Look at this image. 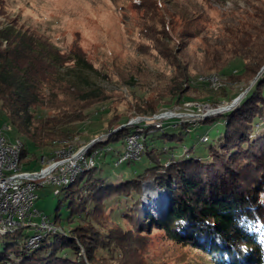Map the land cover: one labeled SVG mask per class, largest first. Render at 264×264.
Returning a JSON list of instances; mask_svg holds the SVG:
<instances>
[{
  "label": "trees",
  "instance_id": "trees-1",
  "mask_svg": "<svg viewBox=\"0 0 264 264\" xmlns=\"http://www.w3.org/2000/svg\"><path fill=\"white\" fill-rule=\"evenodd\" d=\"M154 1L159 8V1ZM162 25L167 27L164 22ZM234 38L232 60L239 59L243 65L242 73L234 77H254L264 65V39L259 50L253 51L248 42ZM89 73L100 74L79 48L62 53L48 38L14 21L0 25V110L4 122L35 149L62 142L70 134L65 128L81 122L80 109L103 101L104 91L93 84ZM179 80L137 114L151 116L162 106L172 108L190 101L188 75ZM220 93L226 98L224 89ZM212 104L215 107L218 102ZM220 117L224 121L222 135L206 156H189L191 149L185 147L175 154L174 147L162 146L182 143L192 126L188 123L181 124L177 133H166L164 128L171 126L156 129L144 127L142 122L123 127L106 142L91 146L87 158L93 154L103 157L100 151L107 146L122 145L127 138L139 135V157L143 155L149 166L140 173L117 176L107 171L106 163L82 169L55 195L58 204L53 223L60 227L64 221L68 229L44 233L32 246L27 245L32 235L28 229L1 236L9 243L0 250V264H112L114 256L121 258L117 246L111 259L102 255L98 239L107 238H100L84 222L90 224L95 212L114 213L113 202L123 203L121 219L138 238L142 232L156 229L167 241L198 251L207 258L206 264H264V69L239 104ZM118 121L123 124L125 119ZM211 121L213 118L205 122ZM22 148L20 165L28 156V147L23 144ZM125 160L131 167L135 159ZM149 180L168 198L164 219L151 215L143 200L142 183ZM146 195L156 207L150 210L158 214L164 196L152 187L146 188ZM63 201H67L68 213L61 220L56 212ZM117 264L132 263L118 260Z\"/></svg>",
  "mask_w": 264,
  "mask_h": 264
},
{
  "label": "rangeland",
  "instance_id": "rangeland-1",
  "mask_svg": "<svg viewBox=\"0 0 264 264\" xmlns=\"http://www.w3.org/2000/svg\"><path fill=\"white\" fill-rule=\"evenodd\" d=\"M158 1L159 8L154 0H0V25L14 21L48 38L62 53L72 47L79 48L100 73H89V78L104 91L103 101L80 109L81 122L65 128L69 137L54 142L57 146L52 143L43 150L35 149L20 138L15 128L4 122L5 116L0 110V125L10 127L5 131L7 138L11 141L19 139L28 147V156L20 165L23 171H39L43 166L42 157L45 162H50L53 158L51 152L66 142L72 153L83 150V159L86 160L81 162L83 169L106 163L105 168L113 176L130 171L143 172L149 164L143 155L139 157L142 152L139 135L127 138L122 145L107 146L100 151L103 157L100 154L86 157L91 146L106 142L113 132L142 122L144 127L156 129L171 126L164 128L166 133H177L181 124H192L182 143H162V146L174 147L175 154L181 153L185 147L191 149L189 156H206L209 147L217 146L216 140L221 137L224 127L220 116L228 111L207 118L195 115L229 105L239 96L241 101L259 77L261 68L254 77L248 74L234 77L242 73L243 65L239 59L232 60L230 49L236 35L241 42H248L253 51L259 50L264 39V0ZM185 74L190 80L191 88L187 92L190 101L172 108L162 106L154 114L171 112L184 117L137 120L152 118L154 115L139 116L137 111L147 108V104L160 95H166ZM220 89L226 91V98H222ZM213 102L218 105L214 107ZM38 114L44 115V112ZM121 118L125 119L123 124H119ZM210 118L213 121L205 122ZM137 131H141V127ZM205 137L208 140L204 142ZM125 158L135 159L131 167L125 165ZM148 182L154 185L152 180ZM54 189L50 185L38 188L34 209L50 222L54 230L58 231L60 227L67 230L64 221L60 227L53 223L58 204ZM146 199L150 214L162 219L159 213L150 210L151 198ZM111 206L116 210L114 213L106 211L100 215L95 212L90 216L91 223L84 222V225L100 238H107L101 242L98 239L103 247L102 255L111 259L110 254L117 246L116 253L119 252L121 258L114 256L112 264H117L118 260L132 264L208 262L198 251L167 241L156 229H148L138 238L137 232L121 219L123 203L113 202ZM67 213V201H63L56 214L64 220ZM7 243L8 239L0 236V250Z\"/></svg>",
  "mask_w": 264,
  "mask_h": 264
},
{
  "label": "built area",
  "instance_id": "built-area-1",
  "mask_svg": "<svg viewBox=\"0 0 264 264\" xmlns=\"http://www.w3.org/2000/svg\"><path fill=\"white\" fill-rule=\"evenodd\" d=\"M10 130L5 124L0 125V236L18 229H28L32 233L28 239L30 246L36 245L44 233L54 232V227L34 209L37 199L35 191L44 186H53L54 195H58L62 186L71 184L76 173L86 162L83 150L72 153L71 146L64 142L55 148L50 162L42 157L39 171H23L20 155L23 143L19 139L9 140L5 131ZM206 138H204V141ZM55 146L56 143H54ZM66 145V146H65ZM128 159V158H125ZM124 159V160H125ZM39 221H35V219Z\"/></svg>",
  "mask_w": 264,
  "mask_h": 264
},
{
  "label": "water",
  "instance_id": "water-1",
  "mask_svg": "<svg viewBox=\"0 0 264 264\" xmlns=\"http://www.w3.org/2000/svg\"><path fill=\"white\" fill-rule=\"evenodd\" d=\"M263 69H264V65L261 67L257 77L262 73ZM240 97L241 96L236 97V99L233 100L232 103H230L229 105L221 106V107L219 106V107H216V108L208 109L207 111H211V112L207 113V111H206V113L204 115H195V117H197V118H207V117H210L212 115L221 114L224 111H229V110H231L233 107H235L238 104V102L241 99ZM181 115L182 114H180V113H171V112H169V113H165V114L154 115L152 118H147V117L137 118V120L145 121V120H150V119H162V118H165V117H170V118L173 117V118H175V117H180ZM87 148L88 147H86V149ZM146 187H152V188L156 189L161 195L164 196L165 202H164L163 208L159 212V214H160L159 216L162 219H164L166 208H167V205H168V198L166 196V193L164 191H162V190L157 189V187L155 185H152L150 182L145 181V182L142 183L143 200H145L144 202L148 201L146 199V195H145V188ZM152 209H154V207Z\"/></svg>",
  "mask_w": 264,
  "mask_h": 264
},
{
  "label": "bare ground",
  "instance_id": "bare-ground-1",
  "mask_svg": "<svg viewBox=\"0 0 264 264\" xmlns=\"http://www.w3.org/2000/svg\"><path fill=\"white\" fill-rule=\"evenodd\" d=\"M209 112H211V111H207V113H209ZM181 116H183V115H181ZM184 117V116H183ZM147 188V187H146ZM146 188H145V191H146ZM145 195H146V192H145ZM146 197H148V195H146ZM154 207V205H152V208ZM156 209V207L154 208V209H152V210H155Z\"/></svg>",
  "mask_w": 264,
  "mask_h": 264
}]
</instances>
